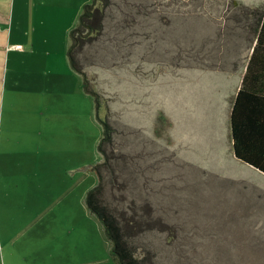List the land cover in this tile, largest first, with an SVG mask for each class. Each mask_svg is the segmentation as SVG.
I'll return each instance as SVG.
<instances>
[{"label":"rangeland","instance_id":"rangeland-1","mask_svg":"<svg viewBox=\"0 0 264 264\" xmlns=\"http://www.w3.org/2000/svg\"><path fill=\"white\" fill-rule=\"evenodd\" d=\"M91 1L16 0L0 22L22 43L5 61L18 72L0 84V264H118L86 202L103 128L67 55ZM156 1L167 17L155 57L114 77L93 67L91 81L138 84L145 117H164L170 221L187 264H264V173L236 157L230 124L264 0Z\"/></svg>","mask_w":264,"mask_h":264},{"label":"trees","instance_id":"trees-1","mask_svg":"<svg viewBox=\"0 0 264 264\" xmlns=\"http://www.w3.org/2000/svg\"><path fill=\"white\" fill-rule=\"evenodd\" d=\"M157 7L156 0H92L70 31V65L81 76L83 91L93 97L103 128L102 158L92 166L98 180L86 202L102 222L118 264H187L184 236L175 239L181 229L170 221L164 117H145L138 84H98L90 78L93 67L113 70L114 77L124 69L141 71L140 57H155L158 23L167 17L157 16ZM258 15L256 44L232 103L230 124L236 157L264 173V10ZM160 171L162 179L154 176ZM170 235L179 240L176 245Z\"/></svg>","mask_w":264,"mask_h":264},{"label":"crops","instance_id":"crops-1","mask_svg":"<svg viewBox=\"0 0 264 264\" xmlns=\"http://www.w3.org/2000/svg\"><path fill=\"white\" fill-rule=\"evenodd\" d=\"M16 0H0V22H3L5 24H8L9 21V15L10 11L16 7L15 5ZM12 38V37H10ZM10 41L5 40V36L0 34V84H8V77H10V70L12 72L11 79H13V76L16 72L14 71V67L10 69L8 65L6 64V58H8L7 61H9L10 56H18V52L15 49L16 46L22 43H17L16 41ZM9 44V45H8ZM21 51L22 54L25 52Z\"/></svg>","mask_w":264,"mask_h":264},{"label":"built area","instance_id":"built-area-1","mask_svg":"<svg viewBox=\"0 0 264 264\" xmlns=\"http://www.w3.org/2000/svg\"><path fill=\"white\" fill-rule=\"evenodd\" d=\"M16 47H21L20 45L16 46Z\"/></svg>","mask_w":264,"mask_h":264}]
</instances>
